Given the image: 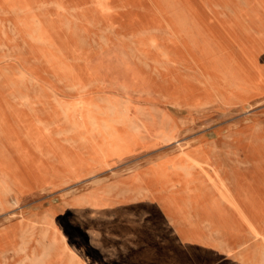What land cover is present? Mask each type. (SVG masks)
<instances>
[{"label":"rangeland","instance_id":"obj_1","mask_svg":"<svg viewBox=\"0 0 264 264\" xmlns=\"http://www.w3.org/2000/svg\"><path fill=\"white\" fill-rule=\"evenodd\" d=\"M211 22L253 87L195 109L209 85L182 32ZM0 46V125L20 155L0 131V264L260 262L246 222L206 219L208 165L175 163L213 141L264 165V0H0Z\"/></svg>","mask_w":264,"mask_h":264},{"label":"crops","instance_id":"obj_2","mask_svg":"<svg viewBox=\"0 0 264 264\" xmlns=\"http://www.w3.org/2000/svg\"><path fill=\"white\" fill-rule=\"evenodd\" d=\"M223 28L225 29V27L211 22L201 30L207 35L208 40L212 38L211 42H217L220 45L217 52L219 57H236V53L240 52L231 46L228 39L221 37L220 33L221 30H224ZM193 57L198 56L193 55ZM212 143L213 141H210L203 149L210 164H208V178L206 179L207 200L209 199L206 202L208 207L206 219L214 222L241 220L251 226L258 236L264 237V165L261 164L262 155L258 152V155L256 153L255 155L238 154V164H235L236 161L230 158L229 151L213 149L211 148ZM178 162L175 163L176 167L182 168L186 164L184 160ZM215 169L218 171L217 173L214 172ZM211 176L214 180L213 186L210 181ZM192 179H196V181L198 179L201 182V177L194 175ZM178 183L181 184L179 181ZM232 209L238 213L237 217L233 216L235 213ZM256 261V259H248L246 263L264 264V251L261 253L260 262Z\"/></svg>","mask_w":264,"mask_h":264},{"label":"bare ground","instance_id":"obj_3","mask_svg":"<svg viewBox=\"0 0 264 264\" xmlns=\"http://www.w3.org/2000/svg\"><path fill=\"white\" fill-rule=\"evenodd\" d=\"M248 14H249V12H248ZM250 14L252 16L255 14V16L257 17V13L254 12V11H253V13L251 12ZM105 33H106V31H105ZM204 34L205 33L202 30H201V33H199V32L195 33L194 30H192V29H190V30H186L185 29L182 32L183 37H185L186 44H187V50L189 51V53H191L192 55L198 56V58L202 61V63H203V73L205 74L206 80H207V84L209 85V86L207 85L208 87H205V91H204L203 95H199L198 92L197 93L196 92H192V94H196V95H195V97L191 96L190 99L187 98L188 105L191 104V105H193V107L195 109L196 108L199 109L201 106H204V104H210V103L216 101V99L221 100V102L224 105H226V104L229 105V104H231L233 102H236V103L237 102H246L248 100V98L250 97V95H251V89L253 87V84H252L253 80L250 79L251 77H249V73L245 70L243 65L240 66L237 63L235 64L234 61L231 63L229 57H227L228 59L226 57L225 58L224 57H219L217 55V52H218V49L220 48V45L217 42H215V43L211 42L212 38H211V40L210 39L209 40L206 39L207 35H204ZM104 42H105V40H104ZM173 92H176V93H173L174 94V98L176 99V101L185 100V98H184L185 96L179 94L178 90L175 89ZM212 109H215V108H212ZM220 110H222V108ZM63 119H64V117H63ZM260 124H261V122H260ZM91 128L94 130L93 125L91 126ZM101 129L102 130H106L107 128L106 127H101ZM0 131L2 132V134H4V138L7 141L8 146L11 148V151H13V154L14 153L16 154L18 149H16V146H14V139L15 138H13L14 137L13 134L11 132H9L7 129H5V127H3L2 125H0ZM254 131H255V129H254ZM15 132L17 133V130ZM175 133H176V130L170 128V129H167L165 131V136L169 137V139H171V138L174 139L175 138V136H174ZM33 137L35 138L34 143H33L34 148L36 150L43 151L42 154H46L47 146L49 147V143L46 145V143H44V141L40 140V138L35 137V136H33ZM17 154L19 155V153H17ZM230 155H231V153H230ZM185 156L188 157L186 163H188L189 166H190V164H192L191 167L194 166V162L195 163H202V164H206V165L209 164L208 163L209 162L208 158L205 155V152H204L203 148H201V147H197V148L193 149V151L191 153H189L188 155L186 154ZM20 166L22 168H24V170L26 172H28L29 175L31 176L32 172L27 169L28 167H27L26 163H24V167L21 165V163H20ZM189 166H188V168H189ZM214 172L217 173L218 171L215 169ZM7 193H6V195H7ZM108 195H109V193H108ZM15 203H17V202L15 201ZM7 205H10V204H7ZM207 226H209V225L207 224ZM26 227H27V225H26ZM208 234H209V232H208ZM21 235H22V233H21ZM156 239H157V237H156ZM37 261L39 263V260H37ZM20 264H21V261H20Z\"/></svg>","mask_w":264,"mask_h":264}]
</instances>
